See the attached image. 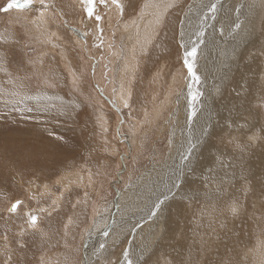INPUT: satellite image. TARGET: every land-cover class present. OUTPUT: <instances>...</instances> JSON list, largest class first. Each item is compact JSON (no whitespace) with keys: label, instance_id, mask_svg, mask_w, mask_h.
<instances>
[{"label":"rangeland","instance_id":"rangeland-1","mask_svg":"<svg viewBox=\"0 0 264 264\" xmlns=\"http://www.w3.org/2000/svg\"><path fill=\"white\" fill-rule=\"evenodd\" d=\"M49 1L52 2L55 7H69L70 2V0ZM211 1L216 2L217 0ZM7 2L8 0H0V7L5 6ZM71 2L73 3V7L76 6L74 8L75 13H77L76 18H70V14H63L64 21L63 23L61 21L60 24L56 20H53V17L50 18L47 15L48 26L45 23L44 25L47 26L45 29L44 26H33L35 29H32L29 27V24L27 27H24L22 23H13L16 18H12L15 16H10V14H12V11L15 10L8 13L0 12V32L5 34L9 31H13L18 34L29 33L30 35L27 40L22 41V43L26 42L29 45L28 53L36 61V69H42L45 73L49 72L51 69V78L49 79V82H55L56 84L55 87L47 88L43 83V78L38 73L37 75H33L30 80L25 81L26 87L23 90L28 91L29 94H39L41 97L45 95L58 97L57 95H59L58 100L55 99L56 102L52 99H50L51 101H42L44 99H41L39 102L35 100H25L21 104V107H30L33 105L40 107L44 104L61 103L64 105L78 106L70 112L71 119L61 118L60 120H53L46 113L33 112L26 114L33 117V119L22 120L21 122L19 113L8 112L5 110L3 99H0V110H4L6 113L5 115L0 116V222L5 224V222L8 221V224H10L9 227L11 226V228L8 229V237L10 244H12L10 247L12 248L17 247L16 244L13 243V241L19 238L17 233L20 231L21 227H26V217L24 214L26 210H39V228L47 234L43 237V239L39 233L35 236L29 234L25 237L28 241V247L24 249V251H28L26 253V257L22 254L23 250H17L13 256V260L22 261L25 257L26 264H81V262H83V264H88L89 261L95 259L94 254L101 242H106L108 244V251L105 253L108 259L115 260L121 254L122 248L128 247L127 240H131L132 238L131 235H129V228L137 222L142 224L143 215L147 214L148 206H150L151 201L155 199V196L151 194L154 191L156 193L158 191L159 193L163 190L162 186L164 183L162 180L165 172L161 173V177L163 176L160 181L161 183L159 182V177L158 181L152 180L149 183L151 185L146 183L148 184L147 187L143 185L145 183H141V188H137L138 196L133 200V202H130V200L129 202L127 201L129 194L123 196L122 194L127 191H131L134 187L133 185L139 183L140 178H143L144 175L148 174L151 169L154 168L156 170L157 168H160L159 164H161V162H163L167 157L168 150L170 149L168 146L169 141L167 142L168 136H170L169 134H172V131L173 133L175 131L173 130L174 127L166 124L172 109L171 106L176 108V101L179 99V96L181 97L183 94L182 92L186 89L184 86L185 80H187L188 84L193 81L191 77L188 76L187 69L184 67L183 61L181 62V65L179 64L182 59L181 56L183 55L182 44L184 42L183 46L190 49L192 42L199 43L195 34L199 27H195L200 24V20L203 18V30L205 32V36L203 37L204 43L199 45L195 66L199 68L201 67V64L203 63L204 65V61H206V68L212 67L214 62L216 63V59H213V56H210L211 60L207 57L210 50H213L214 52L211 45L212 42H214L215 47L218 45L219 41L224 43L229 41L230 36L228 34V30L232 29L233 35L236 34L235 29L233 28V23L240 22L241 20L238 16V11H236V7L241 6L239 4L240 0H223L222 6L217 2L218 8L215 17H213L210 12L208 17H204L203 13L208 11L204 9L201 11L199 17H197L198 20H196L195 17L194 20L192 19L191 28H187V30L185 29L186 33L192 35L191 41L189 42L188 34L181 38L180 25L178 23V18H183L185 13L183 15L176 13L178 16L171 21V25L174 27L172 28V31L168 33L171 36L169 35L168 37L167 33H159L161 26L157 22L154 27L150 29L151 34L147 36L145 34L146 30L144 27L141 28L140 26L138 29L140 31L138 32L136 31L137 24L131 22L130 20L131 18L136 17L140 12V0H129V6L125 9V14L122 18L113 5L101 7L97 3L94 6L99 8V10L97 9V12H99L104 18L101 23L104 28L105 37L104 44L97 49L94 45L99 44V41L95 39L93 21L88 19L82 3L80 9V6H78L80 3L78 4L76 0H72ZM74 3L77 4L74 6ZM161 3V0H154L151 6H153L156 10H160ZM210 3V0H206L204 2V4ZM186 5L187 0H180L175 9L181 10ZM191 5L194 4H188L187 7L189 8ZM113 9L116 11L115 13ZM34 11L35 7L23 12H15L19 14L18 17L22 21H27L34 18ZM80 16H82V18H80ZM262 21L263 18L260 19V25L256 24V29L258 30H256L254 34H256L257 31V34L259 33ZM67 27L71 28L68 30ZM125 29H127V31ZM49 30L57 32L60 35L63 47H66L71 51L74 49L75 55L73 54L72 59L70 58L68 61H64V63L60 59H56L55 56L58 57L66 49H62L57 42V39L51 40V44L47 43L46 46L44 45L45 42L42 41V39L45 40L46 38H40L41 42L39 41L40 39L37 40V37L40 34H43L44 32L48 33ZM221 30H223V35L221 34ZM156 31L159 33V36L152 39V35L156 34ZM113 33H115L114 36ZM126 33L132 34V36H128L129 40L127 47L130 49L135 46L139 49L135 48L136 61L133 59L134 65L133 62H130V65L134 66L135 69H127L128 71L126 73V75L132 74L128 81V84L130 82L129 86L132 88L130 109H124L119 106V104H117L118 101L115 100V96H110L109 93L106 92L107 88H105L110 85L108 78H105V72L109 74L113 66L116 68V71H120L118 66L121 64L120 60L115 59V62L112 65L110 57H113V54L110 50H114V48L119 50L121 48V45L123 44L122 36H125ZM43 35L46 37L45 34ZM138 36L139 38L137 39ZM73 37H75V39L78 37L76 40H78L81 46L80 56L78 54L80 52L77 51L76 46L73 45ZM109 37H112L113 43H109L107 45L113 46L108 50V46H105V44L107 43ZM145 37H147V39L149 38V40H147V43L143 45L142 42ZM168 38L171 39L169 40ZM192 38L194 40H192ZM158 39L166 40V44H164L165 47L158 43ZM156 44H159V47H156ZM246 45H248L247 42ZM46 48H50L53 54L47 53L44 56V61L39 57V55L42 56L41 52ZM146 51L148 52L147 55H145ZM48 55H50V57ZM241 55L242 51H240L237 60L235 59L234 61L237 65ZM200 58L204 60H201ZM55 60L57 61L56 65L54 64ZM42 61L44 63H41ZM139 62L140 64H138ZM73 63L76 70L72 69L74 67ZM219 70L221 71L222 68ZM176 72L178 74V79L175 84L173 80H175L174 76ZM70 73H75L77 77H80L81 83L79 92H74L72 90L71 80L73 77L72 75L69 76ZM231 75H224L223 79L229 82L231 80ZM132 77L133 79H131ZM5 79L6 77H4L3 73L0 72V88H3L4 91L6 90L7 92L11 90L13 86L5 84ZM167 83L176 86V89L175 91L168 92L169 96H172L171 100L164 101L163 98H165L164 96L169 86ZM97 88L103 89V92H99ZM211 88L214 93H217L216 84H212ZM113 93L114 95L117 94V90H113ZM95 94H97V96H95ZM165 100L167 99L165 98ZM112 101H115V106ZM212 101L213 110L214 97H212ZM163 102H167V105L163 110H161V112H158L157 108H159ZM259 104L255 106L254 110L258 109V111H264L259 109ZM153 114H156L157 118H155V120H149ZM99 116H103L104 119L108 121L109 145L107 147L109 148V152H105V137L101 132L97 121V117ZM186 116L184 119L183 130L187 134L188 139L194 138L192 129H194L197 133L199 131L197 124H204V118L200 114H197L193 123L189 125L186 123ZM147 117H149V119H147ZM37 118L40 122H37ZM207 118L209 120V124L213 126L212 114ZM118 119L124 121L122 126L118 123ZM153 121L154 123H152ZM131 123H134L133 127L136 126L135 135L130 131V126H132ZM261 123L264 124V120H261ZM120 126L122 127V132L126 135L117 140L115 138V130L120 128ZM34 131H36L37 135ZM49 132H52L54 135L49 136ZM80 132L82 134H80ZM27 133L30 134L27 135ZM56 136H60L62 139L57 140L55 138ZM133 136L140 139H138L139 144H137L139 148L136 150L134 149L135 151L132 153L131 149H129L131 146H128L127 142L129 140L128 138ZM222 137L223 141H221V138L215 140L214 142L212 141V145H214L215 149H220L221 152H225L226 148V151L236 152L234 148L235 146L228 145L226 138L224 136ZM87 138L92 141L91 144H88L90 141ZM170 139L175 141L173 137ZM176 139H178L177 136ZM20 144H22V146ZM183 144H186V142ZM206 145H211L210 140L202 143L199 149L203 150ZM34 146L36 149H34ZM113 147L117 149L116 152L110 151ZM27 149L30 151L28 152ZM30 153L31 155H29ZM131 154L133 155L131 156ZM28 155L30 156L29 159ZM98 160L100 164L104 165V167H100L98 165ZM24 162H30L31 164L27 163L22 165L21 163ZM42 163H44L45 169H43L41 165ZM178 163L179 162H177V165ZM98 169L100 173L99 175H97ZM59 175H75L76 177L75 179L74 177L72 179L73 184H71V186L66 190H63L59 185L53 183ZM77 175H81L83 179V182L80 184L77 182V178H79ZM44 182H46V184L50 187L48 188L45 186L49 192L42 193L40 191L39 185ZM185 186L181 192L188 190L189 187ZM152 189L154 191L151 193L150 191ZM55 194H61V201L58 200L59 202H57L58 195ZM139 195L144 196V198H138L140 197ZM237 195L241 197L242 202L245 204L250 197L249 195L245 200L243 193L238 191ZM17 199L22 201L21 207L16 215L9 216L6 209ZM173 200L174 198L169 199L164 206V208L166 207L168 209L162 216V224L164 228H177L174 234H178L185 226H188L192 220H196L199 223L197 226L198 233L196 234L198 239L201 234L200 229L203 227L202 219H206L207 213L201 215V208L198 212H196L198 203L194 204V207L192 208L196 212L194 216H189L182 210L181 216L178 217L170 208L172 206H174L175 209H182L184 207L183 205L174 204ZM54 201L57 206L56 211L52 210ZM77 201H79V203H77ZM148 201H150L149 204H147ZM144 202H146V205L143 204ZM262 204H264V201ZM73 205H76V207L73 208ZM127 207H129V209H127ZM130 209H133V211L135 210V214L129 213ZM95 210H98V212ZM256 211L258 214L256 213V215L253 216L242 215L239 218H233L229 213H226V215L222 217L224 219H232L227 223L231 228H234L233 219H235V221L239 224L238 228L240 231L244 230L246 227H250L249 232L254 234L253 239L255 245H253L247 252H244L238 246L239 249L237 254L235 256H230L232 261H238L239 264H246L248 261H250L248 264H264V208L260 206L259 208H256ZM49 212H51V215H49ZM122 212L123 214H121ZM124 212L130 215V217L132 215V219L123 220L124 222L120 221L118 223V220L121 218L123 219L122 216L124 215ZM96 214L98 215L96 216ZM70 218L72 223L69 225V234L67 238H65L63 226L68 223ZM101 218L103 220H101ZM137 218H139V220H137ZM92 219L93 221L91 222ZM157 221L158 219L155 223H153L147 219L145 225L142 224L143 227L137 229L139 233L136 231V235L133 237L136 239V242L138 243L137 245L141 246V244L144 243V240L146 239V231L153 230V232L155 231L156 234H159L156 229ZM90 222L91 227L82 239L81 236L84 229L88 227ZM49 224H51L50 228H47V225ZM46 229H48V231ZM142 229L146 230L145 233H143ZM104 231L109 232L107 237L103 235ZM2 235V228L0 227V242L4 241V238L2 239L1 237ZM117 237L119 238L117 239ZM157 239L158 236H152V241L149 242L150 248H152L155 252L158 251L153 260L158 259V257H163L164 255L168 256L166 253V250L168 249L167 245H164L160 250L158 248ZM114 240L117 242L113 243ZM3 247V244L0 243V251L3 250ZM132 249L135 251V246ZM206 250L202 248V251L198 253V255H200L205 262L208 258H213L214 252L218 249L211 246ZM88 251L92 253L90 256H88V253H90ZM134 251L133 253L136 254ZM242 252H244V255H242ZM168 259L171 258L168 257ZM4 261L5 256L0 255V264H4Z\"/></svg>","mask_w":264,"mask_h":264},{"label":"bare ground","instance_id":"bare-ground-1","mask_svg":"<svg viewBox=\"0 0 264 264\" xmlns=\"http://www.w3.org/2000/svg\"><path fill=\"white\" fill-rule=\"evenodd\" d=\"M71 1L72 0H70V2H69V7H66V6L60 7V6H58V7H55L53 10L49 11L47 13L48 17H50V18L53 17L54 18L53 20H56L60 24H61V21H62V23L64 21V19H63L64 15L63 14H70V18L72 17V18L75 19L76 15H77V13H75V10H74V8L76 7L75 4H77V3L79 4L80 3L78 5V6H80V9H81V5L82 4H81V0H76L77 3H74L75 7H73L72 6L73 3ZM153 1L154 0H140V7H141L140 8L141 9L140 12L138 13V15L136 17H133V18L130 19L131 22L137 24L136 31H138V32L140 31V30H138L140 28V26H141V28L144 27L145 30H146L145 34L147 36H149L151 34L150 29L152 27H154L155 23L157 22V19H156L157 16H159L160 19H163V21H165V23H164L163 27H161L159 33L163 32V33H167L168 34L169 32L172 31V28H174L171 25V21L174 20L175 17L178 16L176 13H179L180 15H183L184 13L188 12V10H187L188 9V7H187L188 4H196V5H198L199 3L203 2V1L205 2L206 0H187V5L181 10H176L175 7H172L173 4L177 5V3L180 0H161L162 3H161V9L160 10H156L155 8H153V6H151ZM48 2L52 3L49 0H48ZM122 2L125 4V9H126L129 6V0H122ZM210 2H213V1L210 0ZM216 2H218V4L221 5V6L223 4V0L222 1L221 0H217ZM146 4L150 5V6L149 7H145L144 5H146ZM239 4L242 6V10L238 12V16L241 19L240 22L242 21L244 23L243 30L241 31L240 34H234L232 36L229 35L230 36V40L225 42V43L219 41L218 45L215 46V47H214V42H212L211 45H212V47L214 49V52H213V50H210V51L208 50L209 53L207 55V57H209L208 59H210V56L211 57L213 56V59L214 58L216 59V63L214 62L212 67L206 68V61H204V65L202 63L201 67H199V68L194 66V71L200 77V79H199V81H194L193 80L192 83H190V84H188L187 80H185L184 86L186 87V89L182 92L183 94L181 95V97L179 96V99L176 101V104H175L176 108L171 106L172 109H171L170 115L168 116V119H167V122H166L167 125H170V126L174 127L173 130H175V131H174V133L172 131V134H169L170 136H168L167 142L169 141V139L171 137H173L174 140H175V141H173L175 147L168 150L167 157L165 158V160L163 162H161V164H159L160 168H157L156 170L154 168L151 169L148 174L144 175L143 178H140L139 183H137L136 185H133L134 187L132 188V190L130 188L131 191H127L124 194H122V196L126 195V194H129L128 195V199H127L128 202H129V200H130V202L131 201L133 202V200L138 196L137 188L138 189L141 188L140 187L141 183H145L143 185L147 187V185L152 180L153 181L154 180L158 181V177H159V182H160L162 180V177H163V176L161 177V173L165 172V174H164V177H165L171 171V169L173 168L172 166L177 165V162H179V156L177 155V152H176L175 149L179 148L181 144H183L184 142L187 143V141H188L187 134L183 130V124H184L185 116L187 115V113L189 111V109L187 107V103H188V97H189L190 91L193 94H195V93H200L201 94L199 99H198V101L195 102L194 107L196 108L197 114H200L204 118V124L205 123H209V120H208L207 117L212 114L214 135L210 139L211 145H206V147L203 150H200L199 149L200 146H201V144H200L196 148L195 154L193 156L194 163L198 161L199 164L203 166V170H204L205 173L208 172L209 167H217V168L219 167L218 163L214 162V160H213V158L216 157L218 155V153H217V149H215V147H214V145H212V143L215 140L221 138L222 136H224L226 138V142H228V140L231 138V136L237 135V133L235 132L234 129L233 130H229L226 127H224L223 121H222L221 118L228 116V109L232 108L233 105H237L238 106V102L235 99V91L234 90L236 88L237 82L241 81L242 77L245 78L249 83L252 84V87L250 89V94L248 96L249 103H248L247 106L252 108L254 114L256 112H258V109L254 110V108H255L256 105L261 103L260 96L262 95V93L260 91V73L262 71H264V57L259 56L258 50L261 47V45H264V11H263L264 3H262V0H240ZM109 5H111V4L109 3ZM165 5H167L168 7H165ZM83 7L85 9L86 5L83 4ZM97 9L99 10V8L95 7L96 11H97ZM113 11H114V13L116 12L114 9H113ZM12 12L13 13L10 14V16L11 15L15 16V17H12V18L15 19V18H17L19 16V14L16 13L15 11H12ZM34 12H35V16H34V18H32V20H36L38 18V16H39V13L36 10V7H35V11ZM82 14H83V12H82ZM200 14H201V10L200 9L193 8V12L191 13L192 19L194 20V17H195L196 20H198L197 17H199ZM116 16H118V15H116ZM207 17H208V15H207ZM80 18H82V16H80ZM262 18H263V21L261 23V26H260V29H259V33L257 34V32H258L257 31L256 34H254V32L256 30H258V29H256L257 28L256 26L260 23V19H262ZM118 19H119V17H118ZM256 19H257V21H256ZM12 21H13V19H12ZM108 21H109V19H108ZM117 23L119 24L118 21H117ZM29 25H30L29 27H31L32 29H35V28H33V26H38L37 24H29ZM43 26H44V29H45L48 26V24H47V26L46 25H43ZM198 27L200 28V24L197 27H195V28H198ZM67 28L69 30L71 27H67ZM41 29H43V28H41ZM185 29L187 30V27ZM81 30H82V28H81ZM125 30L127 31V29H125ZM38 31H37V33H38ZM43 31H45V30H43ZM228 32H229V30H228ZM243 32H249L250 33L247 36L246 39H242L241 38V35L243 34ZM131 33L130 34L126 33L125 36L124 35L122 36V40H123L122 43L123 44L121 45V48H120L121 50L120 49L116 50L115 48H114V50H110L112 52V54H113V57L111 56L112 59L110 57V61H111L112 65L115 62L114 61L115 59L120 60L121 64L118 66L120 71H116V68H114V66H113L112 70H110L111 72H109V74L107 73L108 74L107 78L110 81L109 82L110 85L106 86L105 88H107L106 92H108L110 96L111 95L115 96V98H116L115 100L118 101L117 104H119V106H121V107H123L122 106V104H123L122 96L126 97L127 93L129 91L132 92V88H131V86H129L130 82L128 84L129 77L132 74L126 75V73L128 71L127 69H129V70H131V68L135 69L134 66L130 65V62H133V65H134L133 59L135 60V55H136L135 48H137V47H135V46L131 47L130 46L132 49L131 48L129 49L127 47V43H128V40H129L128 36H132ZM142 33H143V31H142ZM194 33H195V31H194ZM43 34H45L46 37H44ZM43 34H40L37 37V40H39L40 38H46L48 42L46 41V39L45 40L42 39V41L45 42V44H44L45 46H46L47 43H50L51 40L57 39V42L62 47V49L66 48V47L62 46V40H60V35L57 32L49 30L48 33L44 32ZM169 35L170 34H168V37H169ZM175 35H176V30H175ZM156 36H157L156 34L152 35V37H153L152 39H155ZM75 37H73V39H72L73 45H75L76 48H77V51L80 52V53H78L79 56H80L81 55V49H80L81 46H80V43L78 42V40H76L78 37L76 39H75ZM138 38H139V36L137 37V39ZM147 40H149V38L148 39H147V37L143 38V42H142L143 45L145 43H147ZM192 40H194V39L192 38ZM39 41L41 42V39ZM136 42H137V40H136ZM136 42H135V44H136ZM174 42H175V40H174ZM246 42L248 43V45H246ZM109 43H113L112 37L111 38L109 37V39L107 40V43L105 44V46H108V50H109L110 46L107 45V44H109ZM158 43L162 44L163 47H165L164 44H166V40L158 39ZM183 44H184V42H183ZM148 45H149V43H148ZM112 46L113 45H111V47ZM117 46H116V48H117ZM47 47H49V46H47ZM182 47H183V51H182L183 55L181 56L182 59H181V61L179 63L180 65H181V62L183 61V56H184V53H185L184 49L186 48L185 46H182ZM39 48H40V46H39ZM50 48H48V49L46 48L44 51H42L41 52L42 56L39 55V57L44 60V56L47 53L53 54L52 51L50 50ZM144 48H146V47H144ZM233 48H235L237 50V55H236V58H235L236 60H237L238 55L240 54V51H242V55H241L240 59L238 58L239 59L238 60L239 61L238 65L236 64V62L234 63L235 59L228 60L225 57V55H224L225 51H229L230 52ZM42 49H44V48H42ZM204 50H207V49H204ZM218 52H219V56H218ZM74 53H75L74 49H73V51H71V50L66 48L58 57L57 56H55V57H56V59H60L64 63V61L66 62V61H68V59H70V58L72 59ZM39 54H40V52H39ZM48 56L50 57V55H48ZM201 60H204V59H201ZM148 62H149V60H148ZM41 63H44V62L42 61ZM54 64L55 65L57 64L56 60H55ZM138 64H140V62ZM217 64H220V65H217ZM73 66H74V63H73ZM218 68L219 69L222 68V70L220 71ZM72 69H75V66ZM139 73H140V71H139ZM229 74L230 75L232 74L231 75V80L229 82H227V81H225L223 79V76L224 75H229ZM67 75H69V74H67ZM177 75L178 74L176 72L175 76H174L175 80H173L175 82V84H176V80L178 79ZM69 76H71V75H69ZM131 79H133V77ZM212 84H216L217 88H219L221 90L222 94L214 93V91H212V88H211ZM168 85H169L168 88H167L168 90H167V92H166V94L164 96L167 100H165V98H163L164 101L171 100L172 96L170 95L171 96L170 97L168 92L175 91V89H176V86H174L172 84H168ZM130 88H131V90H130ZM113 90H115V91L117 90V94L114 95ZM5 92H6V90H5ZM57 96L59 98V95H57ZM95 96H97V94H95ZM50 97H51L52 100H55V99L58 100V98L55 97V96L54 97L50 96ZM212 97H214L213 110H212V102H213L212 101ZM73 99H75V98H73ZM56 100H55V102H56ZM42 101H45V100H42ZM163 104L162 105L160 104L161 106L159 108H157L158 112H161V110H163L166 107L167 102H163ZM115 115H116V113H115ZM155 118H157L156 114L155 115L153 114L150 119H149V117H147V119H149V120H155ZM21 122H22V120H21ZM152 123H154V121ZM250 123L255 125V127H251L250 129H246L245 130L246 134L239 137V139L237 141L238 143H241V144L246 143L247 142V136L251 135L253 132H258L259 129L261 128V126L264 125V124L261 123V120H257V119H251ZM52 124H53V122H52ZM204 124H202V123H198L197 124L198 125L197 128L199 129V131L197 133L194 131V129H192V133H193L194 137L196 135H199L200 128ZM131 125L134 126V123H131ZM140 125H141V123H140ZM175 126H177V127H175ZM119 129L122 131V127L121 126H120ZM135 129H136V126H135ZM31 130H33V129H31ZM36 131H34L35 134H36ZM168 133H169V131H168ZM28 134H30V133H27V135ZM80 134H82V133L80 132ZM260 135L264 136V132H260ZM176 136L178 137V139H176ZM83 137H85V136H83ZM128 139L129 140L127 142V145L131 146V148L129 147V149H131V151L133 153L137 148H139V146L137 144H139L138 143V139H140V138L133 136V137H129ZM30 140H31V138H30ZM21 142H23V141H21ZM88 142H86V143H88ZM91 142L92 141H90L88 144H91ZM30 144H31V142H30ZM32 144H34V143H32ZM38 144H40V143H38ZM20 145L22 146V144H20ZM140 145H141V143H140ZM226 145H227V143H226ZM37 146H39V145H37ZM231 146H234V145H231ZM120 147H123V146H120ZM32 149H33V147H32ZM34 149H36L35 146H34ZM235 150H236V152L226 151V154L221 156V160H223L224 164L232 163V164L235 165L236 177H235L234 180H230L229 183L225 185L224 193H223L222 196L219 197L218 200L217 199H212V200H208L207 201L208 206L211 207V206L214 205L217 208V211L215 212L214 216L213 215H209L207 213L206 214V219H202L203 227L200 229V233L201 234H200L198 239H197V235L196 234L198 233L197 226H198L199 223L196 220H192V222L189 223L188 226H185L182 229V231L180 233H178V234H174V232L177 230V228H164V226L162 224V216H163L164 212L167 211L168 209L166 207L163 208V214H162L161 217L158 218V221L156 223V229H157L158 233H160L161 229H163V231H164V239L160 240L159 237H158L157 244H158V248L160 250L162 249V247L164 245H167L168 249L166 250V253H167L168 256L164 255L163 257H158V259L161 262L160 264H164V261L169 260L168 257H170L172 260L177 261L178 264H179L180 261H188V260H191L193 262V264H200V263L201 264H209L210 261L211 262H216V261L221 260L222 258L228 259V258H230L231 255L235 256L237 254V252H238V249H239L238 246L244 252H247L253 245H255L254 244V239H253V235L254 234L249 232L250 227H246L244 230L240 231L239 228H238L239 224L235 221V219H233V223H234L233 227L234 228H231L229 225H228L227 229H222L220 227V221L221 220H225L222 217H224L226 215V213L230 214L229 209H228V205H229L230 201L232 200L234 195H237V189H238L239 183H240L239 176H240V167H241V165L245 169V174L249 176L250 181L254 182L255 185H256V194L255 195H251L250 194V197L248 198V200H247V202L245 204L246 208H245L244 215L245 216L256 215V213H257L256 208H259L262 205L263 201H264V197L259 196L261 182H264V149H262L260 147H253V148L247 150L245 153H243L242 160L240 159L241 153L239 152V150L236 149V148H235ZM27 151H28V149H27ZM87 151H88V149H87ZM32 154H34V153H32ZM40 154H41V152H40ZM29 155H31V153ZM29 155H28V159L30 157ZM132 155L133 154H131V156ZM233 157H235V159H233ZM13 161H14V159H13ZM32 162H33V160H32ZM27 163L24 162V163H21V164L25 165ZM38 165H39V163H38ZM41 165H42L43 169H45L44 163H42ZM224 171L228 172V176L229 177L232 176V169L225 168ZM221 175H223V172H221ZM59 176L53 183H56L57 185H59L63 190H66L68 187H70L71 184H73L72 183L73 182L72 181L73 177H74V179L76 177L75 175H72V176L62 175L60 177ZM77 176L79 177V178H77V182L79 184L82 183L83 179H82L81 175H77ZM188 180L190 182L191 181H196V184H200L202 182L203 177L200 174V168L199 167L197 168V172L194 175H190L188 177ZM146 183H148V184H146ZM149 185H151V184H149ZM45 186L50 188L46 184V182L41 183L39 185V189H40V191L42 193L49 192V191H47V188ZM34 187H36V186H34ZM162 187H163V190H161V191H167V189L164 188V185ZM185 187H189V186L187 185ZM143 189H145V188H143ZM153 191L154 190L152 189L150 192L152 193ZM188 191H190L189 188L185 192H188ZM185 192L178 193L177 196L174 197V200H173L174 204L183 205L184 208L175 209L174 206H172L170 208L172 210V212L178 217L181 216L182 210H183V212L185 214H187L189 216H191V215L194 216L195 213L198 212L200 208L201 209L204 208L205 203H206V201L204 200L203 196H201L200 200H195V201H193L191 203L182 200L181 197H182L183 193H185ZM157 193H158V191H157ZM55 195H58V194H55ZM60 195H58L57 202L61 201ZM138 198H142L143 199L144 196H140ZM54 200H56V199H54ZM149 202L150 201H148L147 204H149ZM23 203H24V201H23ZM143 204L146 205V202H144ZM143 204H141V205H143ZM194 204H198V208H196V212H195L194 209H192L194 207ZM127 209H129V207H127ZM134 211H133V209H130L129 213H134ZM38 212H39L38 209H30V210H26L24 212V214H25V217H26V214H28V213H33V214L38 216ZM99 212H101V211H99ZM121 214H123V212ZM93 215H94V213H93ZM97 215L98 214H96V216ZM122 217H123V219L121 218L120 220H118V223L120 221H123V220H131L133 216L131 215V217H130V215H128L127 213L124 212V215ZM93 219L91 220V222L93 221ZM101 220H103V219L101 218ZM137 220H139V218H137ZM142 220H143L142 224L145 225V222L147 221V214L143 215V219ZM226 220H227V223H228L232 219L230 218V219H226ZM91 222L88 225V227H86V229H84V232H83V234L81 236L82 239H83L84 235L86 234V232L88 231V229H90ZM9 225L10 224H8V221L5 222V224H2V222H0V227L2 228V233H3V235L1 236L2 239L4 238L5 235L9 236L8 229L11 228V226L9 227ZM50 225L51 224L47 225V228L48 227L50 228ZM46 230L48 231V229H46ZM142 230H143V233H145L146 230L145 229H142ZM145 235H146V239L144 240V243L141 244V246L144 245V244L149 245V242L152 241V236H154V237L158 236V234H156V235L153 234V230L146 231ZM88 236H89V234H88ZM131 237H132L131 240H134V244L133 245L135 246V248L137 250V251L136 250L135 251L133 250V251L138 255V247L137 246H139V245H137L138 243L136 242V239H134L133 236H131ZM201 238H203L205 240H208L209 244L207 246H202L201 245ZM0 243H2L3 246H4L7 243V241L4 240V241H1ZM7 244H8L9 247L12 245V244H10L9 237H8V243ZM133 245H132V248L134 247ZM211 246L217 248L218 250L214 252L213 258L212 257L208 258L206 260V262H205L204 259L200 255H198V253H200L202 251V248L204 250H206V249H209ZM27 252L28 251H24L23 250L22 251L23 256L25 255V257H26V253ZM88 252H90V251H88ZM157 252L158 251H156L155 254ZM244 252H242V255H244ZM91 254H92L91 252L88 253V256H90ZM154 256H153V259H154ZM25 257L22 260V264H26ZM16 261H18V260H16ZM249 262L250 261H248L246 264H248ZM255 262H258V261H255Z\"/></svg>","mask_w":264,"mask_h":264},{"label":"snow or ice","instance_id":"snow-or-ice-1","mask_svg":"<svg viewBox=\"0 0 264 264\" xmlns=\"http://www.w3.org/2000/svg\"><path fill=\"white\" fill-rule=\"evenodd\" d=\"M81 3L86 5L85 12L89 20L94 23V35L95 39L99 41V44H95L94 46L99 49L105 42L104 37V28L102 26L103 16L100 15L99 12L95 10L94 5L99 4L101 7H108L109 3L113 5L122 18L125 14V4L122 0H81ZM264 3V0H262ZM36 7V10L39 13V16L36 20H27L21 21L19 17L16 18L13 23H22L24 27H27L28 24H37L38 26H43L48 22L47 13L55 8V5L49 3L48 0H8L5 6L0 7V12L8 13L12 10L17 12H23L32 7ZM145 7H149L150 5H144ZM165 7H168L165 5ZM172 7H177L176 4H173ZM193 8H199L201 11L207 9V12H204L203 15L206 17L209 12L215 17L217 12L218 4L217 2H211L210 4H194L189 6L188 12L185 13L183 18H178V23L180 25V36L183 38L186 34L189 36V41H191V35L186 33L185 28H191L192 25V15ZM242 6H237L236 11H241ZM157 23L163 27L165 21L161 20L159 16H157ZM233 28L235 29L236 34H240L244 28L243 22H234ZM75 31V30H73ZM196 36L199 40V43L192 42V46L190 49L186 48L183 56V64L187 69L188 76L191 77L194 81H199L200 77L194 71L195 60L198 55V48L200 44L204 43L203 37L205 36V32L203 30V18L200 20V28L196 31ZM221 34L223 35V30H221ZM229 35H233L232 29L228 32ZM249 32H243L241 35L242 39H246L249 35ZM29 33H16L13 31H9L7 34L0 32V72L3 73L6 79L4 80L5 84L12 85L13 88L7 92L4 91L3 88H0V98H3L4 109L8 112H17L20 114L21 120L33 119V117L26 115L28 113L33 112H43L50 116L53 120L71 119L70 112L78 107L76 105H64L61 104H44L40 107L35 105L30 107H21V104L25 100H35L37 102L44 100H50V96L41 97L39 94H29L28 91H24L23 89L26 87L25 81H28L32 78L33 75H39L43 78V83L47 88L55 87V82L50 83L49 79L51 78V69L49 72L45 73L42 69L37 70L35 65L36 61L29 55L28 48L29 45L22 41H26L29 37ZM115 33H113V36ZM157 37L159 33H156ZM235 38V37H234ZM111 47V45H109ZM159 47V44L155 45ZM183 46V45H182ZM55 47V46H54ZM259 56L264 57V45L258 50ZM148 52H145L147 55ZM225 57L228 60H232L236 58L237 50L233 48L230 52L225 51ZM15 73V75H14ZM73 79L71 80L72 90L74 92L80 91V77H77L75 73H70ZM105 78H107V73L105 72ZM252 84L249 83L245 78H241V81L237 82L235 88V99L238 102L237 105H233L232 108L228 109V116L222 117L223 125L229 130H235L237 135L231 136L228 140V145H234L236 149L241 153L240 159L243 158V153L253 147H260L264 149V136L260 135V132H264V125L261 126L258 132H253L251 135L247 136L246 143H238V139L240 136L245 135L246 129H250L251 127H255V125L250 123L251 119L264 120V111H258L255 114L253 113L252 108L248 107V96L250 94V89ZM99 92H103V89L97 88ZM115 91V90H114ZM260 91L262 95L260 96L261 103L259 104V109L264 110V71L260 73ZM217 94H222L219 88L216 89ZM200 93H189L187 107L189 109L186 116V123L191 125L194 121V118L197 116L196 108L194 107L195 102L198 101L200 97ZM58 98V97H57ZM132 99L131 91L127 93L126 97L122 96L123 108L130 109L131 104L130 101ZM115 106V101H112ZM4 110H0V116L5 115ZM98 126L101 129L105 139L104 146L105 152H109V127L108 121L104 119L103 116L97 117ZM37 122H40L37 118ZM118 123L122 126L124 124L123 120L118 119ZM130 131L135 135L136 129L133 126H130ZM49 136L54 135L52 132L48 133ZM126 135L119 128L115 130V138L119 140L122 136ZM214 135V128L209 123H205L201 126L199 135H196L194 138H189L186 144H181L179 148H176L177 155L179 156V163L175 165L171 171L163 178L164 188L167 191H160L158 194L154 191L152 193L155 196V199L152 200L150 206L147 209V219L152 221L153 223L162 216L163 208L166 202L169 199H172L177 196L178 193L182 191L184 186L188 184L190 191L183 193L182 200L187 201L189 203L200 200L201 196H203L206 201L204 208L201 209V215L208 213L209 215L215 214L217 208L213 205L211 207L208 206L207 201L212 199H219L220 196L223 195L225 190V185L229 183L230 180H234L236 177L235 165L232 163L224 164L223 160H221V156L226 154L225 152H221L220 149H217L218 155L213 158L214 162L218 163L219 167H209L208 172L205 173L203 170V166L199 164V162L193 161V156L195 154L196 148L206 141L210 140ZM57 140H61L62 137L56 136ZM221 141H223V137H221ZM169 148H174V142L172 139H169L168 142ZM111 152H116V148H111ZM235 159V157H233ZM100 167H104V165L100 164L99 160L97 161ZM200 168V174L203 177L202 182L197 185L196 181H189L188 177L190 175H194L197 172V168ZM225 168L232 169V176H228V172L224 171ZM223 172V175H221ZM99 169L97 171V175H99ZM239 187L237 189L238 192L243 193V197L246 200L247 197L256 194V185L254 182L250 181L249 176L245 174V169L241 165L240 167V176H239ZM259 196L264 197V182H261V187L259 191ZM79 203V201H77ZM22 201L15 200V202L11 203L10 207L6 209L9 216H14L20 209ZM76 205H73L75 208ZM264 208V204L261 205ZM246 205L242 202L241 197L239 195H234L231 203L228 205L229 212L233 218H239L245 213ZM52 210L56 211L57 206L56 202H53ZM98 212V210H95ZM51 215V212H49ZM143 219V218H142ZM72 223L71 218L68 223L65 224L64 227V236L67 238L69 234V225ZM143 225L140 222H137L130 226L129 235L135 237L136 231L138 228H142ZM220 227L222 229H227L228 224L227 220L220 221ZM7 231V230H6ZM37 233L43 239L47 234L44 233L39 228V217L33 213L26 214V227H21L20 231L17 233L19 237L13 243L16 244V248H11L6 243L3 247V250L0 251V255L5 256L4 264H22V261H14L13 256L17 252V250H24L28 247V241L25 239L26 236L31 234L35 236ZM156 235L155 231L153 232ZM103 235L107 237L109 235L108 231H104ZM160 240L164 239V231L161 229L158 234ZM119 237H117L118 239ZM127 240V238L125 237ZM4 240L8 241V236H4ZM117 241L114 240L113 243ZM128 247H123L121 254L115 259L111 260L105 255L108 251V244L106 242H101L99 247L94 254L95 259L88 262V264H160L159 259L153 260V256L155 255V251L150 248L149 245L144 244L138 247V255L133 253L132 245L134 244V240H127ZM209 244L208 240L201 238V245L207 246ZM83 264V262H81ZM164 264H178L177 261L169 259L164 261ZM179 264H193L191 260L188 261H180ZM209 264H239L238 261H232L230 258L224 259L222 258L216 262H209Z\"/></svg>","mask_w":264,"mask_h":264}]
</instances>
